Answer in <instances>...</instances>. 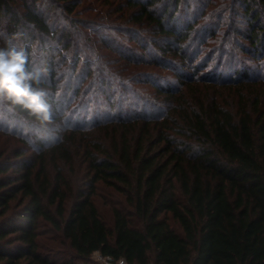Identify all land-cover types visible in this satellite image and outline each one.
<instances>
[{
    "label": "trees",
    "instance_id": "trees-1",
    "mask_svg": "<svg viewBox=\"0 0 264 264\" xmlns=\"http://www.w3.org/2000/svg\"><path fill=\"white\" fill-rule=\"evenodd\" d=\"M44 1L0 0V27L5 22L7 39L15 36L29 54L34 44L45 54L41 87L50 90V106L81 96L83 111L115 113L120 105L107 106L118 94L114 83L151 93L135 85L137 96L148 95L136 100L137 113L120 110L91 128L76 121L51 145L42 135L50 124L17 109L37 125L18 135L22 146L12 157L0 153V264H104L95 253L113 264H264V89L246 94L242 80L253 78L244 57L264 50V0H124L126 21L152 27L151 39L131 30L142 54L105 35L99 42L107 51L97 53L93 35L123 30L105 23L104 9L92 11L96 21L78 20L74 38L81 3ZM220 34V48L204 49ZM58 48L67 52L59 60ZM37 58L29 55L30 68ZM90 76L94 86L82 96ZM227 89L233 96L221 98L218 90ZM61 120V112L52 114V123ZM77 136L90 143L72 144ZM76 157L86 180L74 187L67 166ZM99 186L120 198L111 225L95 200ZM44 227L51 246L42 242Z\"/></svg>",
    "mask_w": 264,
    "mask_h": 264
},
{
    "label": "rangeland",
    "instance_id": "rangeland-1",
    "mask_svg": "<svg viewBox=\"0 0 264 264\" xmlns=\"http://www.w3.org/2000/svg\"><path fill=\"white\" fill-rule=\"evenodd\" d=\"M54 0H52V3ZM80 4L79 7V13L78 14H74L72 15L73 17V28L75 33L73 35V37L75 38L76 33H78L76 31V25H77V21L78 20H84L89 19L90 14L92 13V11H99L100 9H104L106 16L109 17V19L105 22L107 24H113L116 23V25H121L123 26V30L122 31H102L100 34H95L93 35V41L91 42L93 48L97 51V53H99L100 51H107V50H100L102 47L103 43H100V39H101V35H105V37L108 38L110 43L115 42L116 44H118V46H121L122 49H135V52L137 53H145L146 48L142 47L139 48L136 42V37L137 35L132 33L131 30H136L137 32H142V35H145V37L151 39L152 36V32H150L147 28L151 29L152 27H148V26H137L136 24L130 21H126L127 16H121L123 15V13L126 11V9L123 8V4L121 3H126L124 0H78ZM44 3H47L46 0L44 1ZM232 3H234V0L232 1ZM193 6L194 3H189ZM213 3H210L209 6L211 9H215L216 5H212ZM103 6V8H102ZM210 9V10H211ZM56 10H54L55 12ZM134 11V10H133ZM81 13V14H80ZM101 14V12H99ZM127 14L131 13V10H127L126 12ZM56 15V14H54ZM52 17V18H51ZM50 20L52 21L54 18L51 16ZM122 17V18H121ZM115 19L110 20V19ZM121 19V20H120ZM89 20H95L94 18H90ZM96 21V20H95ZM147 25V24H146ZM6 24L5 22H3L1 24L0 27V39H7V33H6ZM235 28V27H234ZM118 30L120 28H117ZM121 30V29H120ZM214 37V36H213ZM234 38V37H233ZM29 42L30 43L33 40V35L31 37H29ZM134 39V40H133ZM153 39V38H152ZM223 39L222 35H218L217 37H215L214 39H209L210 44H208L206 47H204V49H209L210 50H214L216 48H220V41ZM8 40V39H7ZM6 40V41H7ZM236 40V39H235ZM95 42V43H93ZM6 43V42H4ZM121 43V44H120ZM212 43V44H211ZM54 47L57 46H61L60 42H52ZM120 44V45H119ZM73 48H71L70 50H72ZM59 53L55 54L58 55L57 60H59L60 58V53H65L67 54L66 50L63 48L61 51L58 48ZM205 52V50H204ZM264 50L261 52V54L259 56H264ZM263 53V54H262ZM203 54H208V53H203ZM31 57H38L37 60L38 62H35V60L31 63H33L34 65L38 66L40 69H42V63H40V61H43V54L42 52L38 51L37 52V47L34 44L33 48H32V52L31 54H29ZM69 58H70V54H68ZM203 56V55H202ZM202 56L198 59L197 63L200 62V60L202 59ZM259 56L254 57L253 55H248V57H244V66L246 65L248 67V69L251 71V76L253 77L252 79H247V78H242V80H244L246 86L243 89L245 91L246 94H254L256 93L257 89H264V58H259ZM84 57V55H83ZM144 57V56H143ZM146 58V57H145ZM146 61L150 60L144 59ZM243 66V65H241ZM245 66V67H246ZM58 67V74L60 75V73H62V71H59V64H57ZM79 67L81 66V62L79 64ZM210 68H212L211 70H215V65L214 63L211 66H208L207 69L210 70ZM60 69H63L60 68ZM164 71H167L165 69H163ZM43 72V78H47L48 74L45 73V70L42 71ZM229 74V73H228ZM227 74V75H228ZM232 74H229L227 76L228 79L232 78ZM139 79V81H144L142 80V78H137ZM227 79V80H228ZM232 79H240L238 76L232 78ZM256 80L257 83H251V81ZM207 84H209V82H206ZM115 87L118 89V94L116 96V98L114 99V104L112 105H107L109 106H119L120 110L123 111V116H130V114H135L138 112V108H136V105H138L136 103V100L138 99H145L148 100V95L145 94H141L140 96H137L136 93H134L133 91H131V89H134L135 85H139L140 87L138 89H144V87L146 88V91L150 92L148 90V86H143L140 84H136V83H128V89L127 90H122L121 87H126L124 84L120 85L118 83H114ZM93 83L91 82V76L87 78V80L85 81V83H83L82 85V89H81V95L84 96L86 94V91L89 90L91 87H93ZM95 89H97V86L94 87ZM63 89V87H62ZM46 93H50V90H45ZM62 91V90H61ZM60 91V92H61ZM123 91V92H122ZM151 93V92H150ZM218 94L220 95L221 98H224L226 96L232 97L233 95L230 93V90L227 89V91H222V90H218ZM95 95H97V93L95 92ZM86 97H89L88 95ZM61 98V97H60ZM80 98L81 96L75 97L69 101V102H64L58 98H56V100L58 99V103H56V101L54 103L53 106H50V110H51V114L55 113V112H61L63 114V120L60 121V123H51L48 127H46L45 129L47 130V134H42L45 136H49L46 139H48V144H52V143H58L60 141V134H62V131H64L65 129H69L71 128V125L76 122V121H84V122H90L91 121V125L89 126V128H91L97 121V119H107V115H109V117H112L114 115H116L120 110L118 109H114L115 113H110V110L107 107H94V108H90V110H85L83 111L82 109H80L83 104L80 103ZM68 99V98H67ZM153 99H158L155 96H153ZM229 99V98H228ZM230 100V99H229ZM121 103V104H120ZM153 103H155L153 101ZM143 105V103L141 104ZM6 109V108H4ZM7 110V109H6ZM76 111V112H75ZM6 116L5 117H0V153L3 154V156L5 157H12L13 156V151L14 149H16V147H20V145L22 146V144L19 142L18 140V135L20 134H25L28 133L29 131H31V128H33V125L36 122L33 121H29L27 120V118H24L22 116H20L18 113H9L8 111H5ZM3 118V119H2ZM98 122V121H97ZM37 125V124H35ZM59 132H58V130ZM15 131V134L12 132ZM7 132H9V135L7 134ZM16 136V137H15ZM44 136V137H45ZM112 135L107 136L106 139V144H108L107 142L109 140H111ZM59 140V141H58ZM86 141L88 143H90L89 140H87L86 138L83 139V137H78L75 139H70L69 141L72 142V144H76V143H81ZM93 139H91L92 141ZM32 143V142H31ZM8 158H1L4 160H8ZM67 179L70 180V182L72 183V185L75 186H81L84 185L85 182H83L84 180H86V173H85V165L83 162V159L81 160L79 157H76V159L74 160V162L70 165L67 166ZM99 195L95 198L97 205L99 207L100 210V214L103 217V219L109 224H112L113 221V215H112V211L111 208L112 206H114L116 204L117 201H119V197L116 196L113 192L105 189L102 186H99V191H98ZM14 205L16 203V201L13 202ZM173 223V225L176 226V224H174L173 221H171ZM46 229V230H45ZM42 242H44L43 244H46L48 246H51L53 244V241L51 240V229L49 227H44L43 228V236H42ZM94 258L98 261H101L104 264H110L105 258H102L100 256L99 253H95L94 254Z\"/></svg>",
    "mask_w": 264,
    "mask_h": 264
},
{
    "label": "clouds",
    "instance_id": "clouds-1",
    "mask_svg": "<svg viewBox=\"0 0 264 264\" xmlns=\"http://www.w3.org/2000/svg\"><path fill=\"white\" fill-rule=\"evenodd\" d=\"M15 39L10 37L0 47V104L6 103L9 113L17 109L27 113L46 127L53 121L47 93L41 87L43 72L38 66L29 67V53L13 43Z\"/></svg>",
    "mask_w": 264,
    "mask_h": 264
},
{
    "label": "built area",
    "instance_id": "built-area-1",
    "mask_svg": "<svg viewBox=\"0 0 264 264\" xmlns=\"http://www.w3.org/2000/svg\"><path fill=\"white\" fill-rule=\"evenodd\" d=\"M110 263V262H109ZM110 264H113V263H110ZM115 264H128L127 262H125V260L121 259L119 260L117 263Z\"/></svg>",
    "mask_w": 264,
    "mask_h": 264
}]
</instances>
